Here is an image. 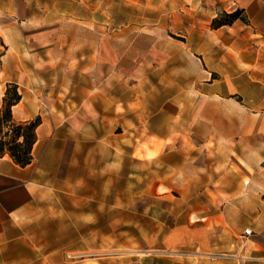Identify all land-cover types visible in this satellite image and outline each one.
Here are the masks:
<instances>
[{
  "label": "crops",
  "instance_id": "obj_1",
  "mask_svg": "<svg viewBox=\"0 0 264 264\" xmlns=\"http://www.w3.org/2000/svg\"><path fill=\"white\" fill-rule=\"evenodd\" d=\"M173 2L169 1L172 5ZM176 2L180 5L176 8L181 15H205L204 27L208 24L211 33L197 39L188 33L185 68L183 63L181 72L176 67L181 74L177 87L174 64L168 61L165 71L156 69L159 68L157 65L152 71L145 64L143 73L138 69L137 73L121 72L119 68L123 61L120 60L115 65L116 69L110 71L109 65L103 61L109 55L104 47L113 46L117 41L110 38L95 41L87 33L57 34L62 31L60 21L47 28L54 31L53 39H50L55 57L53 73H46L41 63L35 69L32 60L36 55L31 58L30 49L43 44L45 34L31 39L30 31L41 34L47 30L46 1L0 0V15L5 17L0 16V46L3 47L0 49V105L7 83L13 82L21 93V99L11 108L13 118L24 121L37 115L41 117L29 164L19 166L8 154L0 157L1 240L12 241L19 237L21 219L38 190L49 186L61 189L68 184L77 186L78 168L86 167V189L93 191L94 164L109 167V162L101 160L115 154L118 157L122 151L125 152V148H128L133 162L149 166L153 181L150 180L145 191L156 201L159 197L158 182L154 178L157 157L136 156V143L145 142L153 150L159 139L173 142L178 122L184 116L181 130L177 131L185 136L187 148L182 152V198L192 199L187 207L195 208L194 212L199 214L201 203L206 202L201 198L202 194L209 200L211 195L208 192H211L215 196L213 201L223 204L222 209H213L210 213L211 217L221 220L222 229L215 231L214 224L213 228L204 224L199 232H194L191 227L181 231L182 237L199 249V252L193 253L196 260H188L187 264H264V243L259 241V233H244L245 228L252 227L255 221L264 227V196L257 195V189L255 191L250 181L238 183V172L232 166H225L219 171L218 175L222 178L218 186H212L215 183L211 181L216 175L215 168L197 163L202 153L204 157H209V152L227 163V159L237 155L239 133H245L247 142H254L259 135L264 140V0ZM58 4L55 2L51 6L55 16L60 15L56 11ZM236 8L244 9L247 23L238 19L230 25L210 27L209 23L219 12ZM195 25L194 30L205 32V29ZM121 43V40L117 42L118 45ZM153 44L158 46L157 40ZM191 51L199 54L201 66L193 73L189 70ZM165 58L168 59L169 55ZM239 63L246 65L240 72L247 73L251 85L257 89L246 90L249 112L244 114L239 113L238 101L231 95L237 91L234 80L239 75ZM160 66L163 67V64ZM212 72L218 76L210 78ZM191 78L204 80V85L199 90H191L187 85ZM223 82L226 90L221 88ZM159 93L170 96L165 98L160 109ZM191 94L206 98L199 102L197 109L191 106L189 98L182 108L175 107L174 95L185 96L186 99ZM208 142L212 143L211 147L206 146ZM263 161L264 149L252 147L247 152V164L252 173ZM261 169L264 167H259ZM168 189L166 186L164 190ZM218 191L225 192L224 198L217 194ZM207 216L201 218L206 219ZM174 233L179 234V231L174 230Z\"/></svg>",
  "mask_w": 264,
  "mask_h": 264
},
{
  "label": "rangeland",
  "instance_id": "obj_2",
  "mask_svg": "<svg viewBox=\"0 0 264 264\" xmlns=\"http://www.w3.org/2000/svg\"><path fill=\"white\" fill-rule=\"evenodd\" d=\"M44 1L47 13L46 29L60 21L62 31L57 34L87 33L89 36L92 35L95 41L106 38L117 42L121 40V45L115 42L113 46L104 47L109 55H106L103 61L109 65L110 71L116 69L115 65L119 60L123 61L119 68L121 72L137 73L138 69L143 73L145 64L147 69L152 71L156 65L159 67L156 69L161 68L165 71L164 66L168 61L175 67V87L179 86L181 78L176 67H179L181 72L186 64L185 40L188 33L195 39L211 34L207 28L208 24L206 28L204 27L205 15H181L180 10L176 8L180 6L176 0ZM169 1H174L173 5ZM55 2L59 3L56 11L60 14L56 16L54 8H51ZM151 5L153 7H150ZM194 24H196L194 27L205 29V32L194 30ZM44 34V43L32 47L30 56L33 58L36 55L32 60L35 69L41 63L45 66L46 73L50 74L53 73L55 58L50 46L54 31L47 29L41 34L34 30L30 31L31 39ZM156 40L158 46L153 44ZM165 40L171 43H165ZM0 49L3 47L0 46ZM166 55H169L168 59L165 58ZM189 56V70L192 73L200 70L199 54L191 51ZM192 60L198 65L193 64ZM245 67V64L239 63V75L234 80L237 91L231 94L238 101L239 113L243 114L249 112L246 106V90H257L251 85L248 74L240 72ZM106 71L107 69L104 70ZM217 76L216 72H212L210 78ZM187 85H190L191 90H199L200 86L204 85V80L191 78ZM221 85L222 90H226L224 82ZM169 97L159 93V109L165 98ZM188 98L191 106L197 109L199 102L206 97L191 94L185 99V96L174 95L173 103L175 107L182 108L188 103ZM174 112L178 113L176 110ZM183 122L184 116L178 122V129L175 128L176 140L171 143L159 139L153 150H150L145 142L136 143L134 151L136 156L157 157V174L154 178L158 182L159 197L156 201L148 191H145L150 180L153 181V176L149 175V166H145L143 162H133L128 148L123 149L125 152L120 149L123 153L121 152L118 157V154H115L116 156L110 155L109 158L101 160L109 162V167L94 164L91 181L93 191L86 189L84 180L86 167L78 168L77 186L68 184L63 185L61 189L49 186L38 190L21 219L19 237L12 241L0 239V264H183V262L187 264L188 260L195 261L196 256L193 253L199 252V249L185 240L181 231L189 230L188 227H191L194 232H199L203 230L204 224L209 227L214 224L215 227L211 228L215 231L222 229L221 220L211 217L210 213L213 209L217 211L222 209L223 204L217 201L215 203L213 201L215 196L211 192H208V195H211L209 200L202 194L201 198L206 202L201 203L199 214L194 212L195 208L187 207L192 199L182 198L181 167L184 160L182 152L187 151V148L185 136L177 131L181 130ZM244 136L245 133H239L237 155L227 159L228 164L223 159L215 158L212 152L208 153L209 157L207 155L204 157L202 153L197 163L203 167L215 168L216 175L211 178L215 183L212 186H218L222 178L218 172L225 166H232L238 172V183L250 181L254 184L255 191L257 189V195L263 197L264 169L259 170V167H264V161L258 164L252 173L247 164V152L252 147L264 149V140L259 135L254 142L251 140L247 142ZM206 146L211 147L212 143L208 142ZM64 166L63 163V169ZM166 186L168 190H164ZM217 194L222 198L225 196L224 191H218ZM188 209L191 210L187 216ZM203 215L208 216L202 219ZM263 228L261 223L255 221L252 227L245 228L244 233L246 235L259 233L257 235L259 241L264 243ZM248 229L250 232L246 231ZM174 230H178L179 234H173Z\"/></svg>",
  "mask_w": 264,
  "mask_h": 264
},
{
  "label": "trees",
  "instance_id": "obj_3",
  "mask_svg": "<svg viewBox=\"0 0 264 264\" xmlns=\"http://www.w3.org/2000/svg\"><path fill=\"white\" fill-rule=\"evenodd\" d=\"M238 19L248 22L243 8L223 10L212 18L210 27L230 25ZM20 99L18 85L13 82L7 83L0 106V157L8 154L14 163L26 166L32 159L31 151L37 139L36 128L41 123V117L37 115L33 119L16 121L11 108Z\"/></svg>",
  "mask_w": 264,
  "mask_h": 264
},
{
  "label": "built area",
  "instance_id": "obj_4",
  "mask_svg": "<svg viewBox=\"0 0 264 264\" xmlns=\"http://www.w3.org/2000/svg\"><path fill=\"white\" fill-rule=\"evenodd\" d=\"M247 232H250V229L246 230Z\"/></svg>",
  "mask_w": 264,
  "mask_h": 264
},
{
  "label": "bare ground",
  "instance_id": "obj_5",
  "mask_svg": "<svg viewBox=\"0 0 264 264\" xmlns=\"http://www.w3.org/2000/svg\"><path fill=\"white\" fill-rule=\"evenodd\" d=\"M204 219V218H203Z\"/></svg>",
  "mask_w": 264,
  "mask_h": 264
}]
</instances>
